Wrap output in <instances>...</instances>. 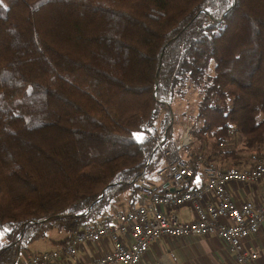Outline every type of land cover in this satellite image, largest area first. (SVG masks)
<instances>
[{"label":"trees","instance_id":"16d2710c","mask_svg":"<svg viewBox=\"0 0 264 264\" xmlns=\"http://www.w3.org/2000/svg\"><path fill=\"white\" fill-rule=\"evenodd\" d=\"M190 91L182 191L264 161V0H0V264L137 201Z\"/></svg>","mask_w":264,"mask_h":264},{"label":"built area","instance_id":"2783aa9c","mask_svg":"<svg viewBox=\"0 0 264 264\" xmlns=\"http://www.w3.org/2000/svg\"><path fill=\"white\" fill-rule=\"evenodd\" d=\"M183 128L178 139H170L167 134L159 138L163 165L156 175L163 185L174 190L173 194H161L142 183L139 198L128 210H119L110 218L86 225L66 246L38 252L27 264H67L65 258L76 256L83 245L104 240L112 242V251L91 264H142L157 239L190 236H217L237 264L257 260L258 255L246 251L244 244L259 233L264 223V199L260 204L252 201L239 204L230 194L229 185L264 180V161L244 169L224 168L215 158L199 155L195 163L204 184L182 191L195 174L187 154L193 143V127L185 124ZM224 146L220 143V147ZM184 207L191 208L193 220L181 218L180 210Z\"/></svg>","mask_w":264,"mask_h":264},{"label":"crops","instance_id":"0c3cea01","mask_svg":"<svg viewBox=\"0 0 264 264\" xmlns=\"http://www.w3.org/2000/svg\"><path fill=\"white\" fill-rule=\"evenodd\" d=\"M183 133V132H182ZM182 135L177 136L178 139ZM156 172L149 175L143 182L149 184L160 193L172 194L174 190L163 185L157 177ZM204 183L203 178H197L193 181V187H199ZM142 185V183H140ZM229 192L237 203L252 201L260 204L264 199V180L257 183H232L229 185ZM129 195L125 194L118 199L117 204L104 216L110 218L119 211L128 210L130 204ZM180 216L185 221L193 220L191 208L184 207L180 210ZM49 240H61L63 235L53 232ZM49 240L39 241L30 247L29 253H22L19 264H27L30 257L38 252L52 249L54 246ZM245 250L257 254L258 258L252 264H264V223L259 233L248 239L244 244ZM113 244L110 240H104L96 244L83 245L76 256L66 257L67 264H91L100 257L111 252ZM142 264H237L225 245L224 241L217 236L198 237L190 236L180 239L161 237L152 243L148 253L143 258Z\"/></svg>","mask_w":264,"mask_h":264},{"label":"rangeland","instance_id":"374dc122","mask_svg":"<svg viewBox=\"0 0 264 264\" xmlns=\"http://www.w3.org/2000/svg\"><path fill=\"white\" fill-rule=\"evenodd\" d=\"M200 101H201V96L194 91H190L184 98L178 99L173 105V109L177 111L180 116L183 115L181 116V118H183L181 121L182 125L177 126L176 128L177 136L183 132L184 125L188 124L186 122H188V120L196 114ZM137 136L139 139L143 138L142 134H139ZM240 147L241 145L239 143L237 145V149Z\"/></svg>","mask_w":264,"mask_h":264}]
</instances>
